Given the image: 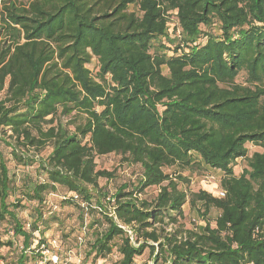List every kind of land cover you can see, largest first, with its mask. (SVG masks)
<instances>
[{
    "label": "trees",
    "instance_id": "1",
    "mask_svg": "<svg viewBox=\"0 0 264 264\" xmlns=\"http://www.w3.org/2000/svg\"><path fill=\"white\" fill-rule=\"evenodd\" d=\"M208 167L225 196L185 185ZM186 203L219 214L186 228ZM54 224L81 264H264V0H0V229Z\"/></svg>",
    "mask_w": 264,
    "mask_h": 264
},
{
    "label": "rangeland",
    "instance_id": "2",
    "mask_svg": "<svg viewBox=\"0 0 264 264\" xmlns=\"http://www.w3.org/2000/svg\"><path fill=\"white\" fill-rule=\"evenodd\" d=\"M89 67L91 68V70H93L94 73H96L97 69H98V60L97 58H93L91 64H89ZM238 82H244L245 81V74L241 73L239 75V77L237 78ZM67 121H81V116L80 115H72L71 117H67L65 119V122ZM71 128H74L73 124H70ZM4 148V146L2 147ZM248 148H249V153L252 154L254 151H262L263 148L254 144L249 143L248 144ZM4 150L6 152H8L9 149L4 148ZM97 163L99 168H107V169H117L118 174H121L122 176L126 175V176H131L132 175V169H129L127 164H123L121 162V158L120 156L116 155V154H108V155H104V156H99L96 158ZM14 165V164H13ZM247 166V162L245 159H238L236 161V165H235V171L237 174H240L244 168H246ZM181 174H183V176H185L186 178H188V182H185V185L187 187L190 188V190L192 191H196L200 188H204L214 194L218 193V190L221 188V179L223 177V172L216 170V169H212L210 167H208V169L202 172H190L189 170H185L182 171ZM207 175H211L213 178L212 180L210 179H206ZM106 179L105 178H101L100 179V184L104 185L106 183ZM119 181H121V178H119ZM110 186L113 188V183L110 184ZM156 189L153 188V190H149V194L151 193H155ZM63 191L59 190L58 193L56 194H51L50 195V204L49 206H52L53 209H57L58 208V198L62 196ZM201 203H198V207L195 208H191L189 203H186L185 205V216L182 219V223L185 225L186 228H200L202 229L204 227V225L206 224L207 218L214 223L215 218L218 216L219 212L215 209V208H211L209 215H207V218H202L201 213L203 212L204 209H202V211H198V208H200ZM65 214H69L71 216L66 215L65 217V224L67 226V228H69L70 226L77 224V227L75 229V231H73L72 235H80L79 232H82L81 228L78 225V221H77V211L75 210H71V209H66ZM23 216H29V214H27V212L23 213ZM79 228V230H77ZM132 234V233H131ZM48 235L49 238H59V237H63L62 231L59 229V227L54 224L53 227L48 230L45 233V236ZM72 237V236H71ZM0 238H1V242H8L12 241V244L9 245L8 243H2L3 245H0V264H8L11 263L14 259H16L18 257V255H20L21 253H23V251L20 249V245L24 244L22 242V238L15 239V237H13V235H9L6 232V228H1L0 229ZM67 237H64V239L62 238V240L65 242V244L69 243L70 241H68V239H66ZM60 239V238H59ZM84 239V238H83ZM85 240V239H84ZM84 243V242H83ZM83 243H81V246H76V247H71L70 249H67L66 246H62L61 247V251L62 253L66 252L69 253L72 256V261L74 262V260H76L78 257L83 259L84 257V250L82 248ZM29 255V254H27ZM77 257V258H76ZM113 258H116L115 255ZM110 261L107 260L106 262H98V264H108V262ZM34 260L32 258H30V255L28 257L27 260V264H33ZM136 263L137 264H143V263H148V264H152V261L150 260L149 257V253L146 252L143 256L136 258ZM74 264V263H73Z\"/></svg>",
    "mask_w": 264,
    "mask_h": 264
},
{
    "label": "built area",
    "instance_id": "3",
    "mask_svg": "<svg viewBox=\"0 0 264 264\" xmlns=\"http://www.w3.org/2000/svg\"><path fill=\"white\" fill-rule=\"evenodd\" d=\"M211 175H207L206 179H211ZM218 194L220 196H225L226 192L222 188L218 190ZM72 196L75 200L79 199V195L77 193H72ZM66 196H62V198H65ZM27 228L31 229V223L27 224ZM38 231L33 232L34 236ZM130 233H132L130 231ZM79 243H82V238L79 239ZM20 249L29 255H35L36 258H34V263L33 264H71L73 263L72 261V256L67 253L65 255L61 251V247L59 246V241L57 238H49L48 235L45 236L44 240H37L36 244H32L28 247H26L24 244L20 245ZM77 258V257H76ZM82 259L77 258L74 260V263L81 264Z\"/></svg>",
    "mask_w": 264,
    "mask_h": 264
}]
</instances>
